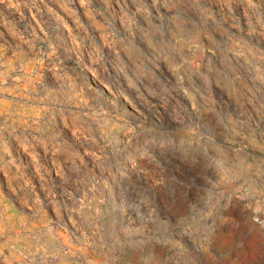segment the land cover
Wrapping results in <instances>:
<instances>
[{"label":"rangeland","instance_id":"1","mask_svg":"<svg viewBox=\"0 0 264 264\" xmlns=\"http://www.w3.org/2000/svg\"><path fill=\"white\" fill-rule=\"evenodd\" d=\"M0 264H264V0H0Z\"/></svg>","mask_w":264,"mask_h":264}]
</instances>
